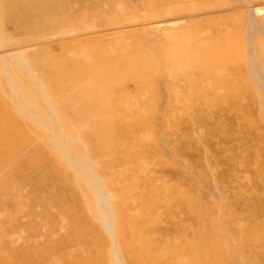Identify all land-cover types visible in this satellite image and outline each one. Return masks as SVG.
I'll return each instance as SVG.
<instances>
[{
  "label": "rangeland",
  "instance_id": "374dc122",
  "mask_svg": "<svg viewBox=\"0 0 264 264\" xmlns=\"http://www.w3.org/2000/svg\"><path fill=\"white\" fill-rule=\"evenodd\" d=\"M0 264H264V0H0Z\"/></svg>",
  "mask_w": 264,
  "mask_h": 264
},
{
  "label": "bare ground",
  "instance_id": "6f19581e",
  "mask_svg": "<svg viewBox=\"0 0 264 264\" xmlns=\"http://www.w3.org/2000/svg\"><path fill=\"white\" fill-rule=\"evenodd\" d=\"M93 175V174H92ZM92 178V177H91ZM96 179V178H95ZM92 180H93V178H92ZM96 183H98V182H96ZM99 184V183H98ZM97 184V185H98ZM101 192H103V190L101 191ZM100 192V193H101ZM105 193V192H104ZM104 201H107V199H106V197L104 198ZM104 203V202H103ZM105 205V204H104ZM109 205V204H108ZM110 206V205H109ZM111 207V206H110ZM106 210H108V212L110 211L111 212V210H109V208H108V206L106 207ZM109 214V213H108ZM108 216V215H107ZM111 228H112V226H111Z\"/></svg>",
  "mask_w": 264,
  "mask_h": 264
}]
</instances>
